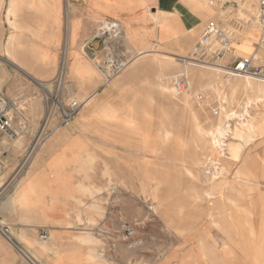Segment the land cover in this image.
Listing matches in <instances>:
<instances>
[{
    "label": "crops",
    "instance_id": "crops-1",
    "mask_svg": "<svg viewBox=\"0 0 264 264\" xmlns=\"http://www.w3.org/2000/svg\"><path fill=\"white\" fill-rule=\"evenodd\" d=\"M257 2L1 0L0 57L6 58L7 51L19 69L30 75L27 79L0 60V75H6L15 90L12 97L36 95L34 81L54 78L67 39L78 72L68 73L65 94L85 105L70 124L48 128L40 140L43 110L34 98L38 109L30 113V125L21 127L15 140L22 142V154L13 160L12 173L0 188V223L12 234L11 240L0 234V264H110L95 245L99 239L93 228L118 226L129 216L133 203L136 207L139 172L150 179L154 173H168L166 108L153 85L156 56H126L130 62L126 71L106 81L105 67L100 71L96 65L101 46L94 34L96 21H117L129 49L169 46L174 47L170 54H177L176 46L191 42L187 34L212 18L220 28L236 31L233 46L249 42L247 37L255 39L251 24L244 25L235 16L246 5L257 8ZM8 19L19 29L11 28ZM14 33L21 34V41L7 47ZM100 65H105L103 59ZM30 85L33 92L27 91ZM4 93L12 98L7 89ZM259 105L264 116V100ZM258 145L263 152V144ZM158 158L161 169L166 168L160 172L152 168ZM249 168L244 163L238 168L242 183L250 174L264 178V168L257 166L252 172ZM134 209L138 215L139 208ZM41 229L48 233L44 249L51 253L40 247Z\"/></svg>",
    "mask_w": 264,
    "mask_h": 264
},
{
    "label": "rangeland",
    "instance_id": "rangeland-1",
    "mask_svg": "<svg viewBox=\"0 0 264 264\" xmlns=\"http://www.w3.org/2000/svg\"><path fill=\"white\" fill-rule=\"evenodd\" d=\"M235 18L244 25L247 22L251 24L250 30L255 32V39L249 40L247 37L249 42L240 41L234 46L232 44L234 54L242 58L252 55L254 64L262 65L264 48L255 49V43L260 38L256 6H244ZM96 22L95 38H101L96 65L99 70L105 67L106 72L103 71V74L106 81L126 71L130 64L125 59L126 56H156L153 85L158 89V98H162L165 103L164 135L166 132L170 133L164 139L170 150L167 157L168 173H154L150 179L138 171L136 207L135 203L133 206L139 208V214L134 215L133 210L136 209L133 208L128 210L129 216L120 221L121 225L93 228L99 239L96 247L104 257L106 255L109 258L110 264H264V178L258 180L250 174V179L253 180L246 179L244 184L237 175L242 163L250 167V172L256 170L257 166L264 168V151L258 145L262 143L264 146V136H261L264 134V116L258 110L259 104L264 100V81L261 82L264 78L248 75L235 77L222 67H219L220 71L213 70L218 67L215 64L184 65L187 56H191L199 43L205 26L216 23V19L212 18L196 31L189 32L187 35L191 42L176 46L177 54H170L169 51L174 47L169 46H151L139 51L129 49L117 21L100 18ZM8 24L14 30L19 29L10 19ZM110 24L116 26V29L111 28ZM0 26L2 27L1 24ZM109 26L111 30L108 29ZM222 29L233 34L235 40L236 31L232 28ZM21 37V34L10 35L6 46L17 44ZM6 54L7 57H0V60L7 64L12 60L14 64L11 65L22 71L16 65L14 56L7 51ZM70 57L66 39L54 78L49 82L34 81L38 90L31 85L30 89L27 87V91L35 90L36 95L23 96L16 93L12 97L15 90L10 85L11 81L5 78L6 75H0V91L5 95L7 89L12 98L5 97L14 105L10 111L12 131L10 135L1 137L3 142H0V188H4L7 177L12 173L13 160L22 154V142L15 140L21 127L30 125V113H35L38 109L35 97L40 101L39 108L42 107L43 110L40 127L45 121V110L53 97L60 99L65 105L69 101L80 103V111L85 105L78 101L79 98L71 95L67 97L65 94L68 73L78 72ZM102 59L104 66L100 65ZM22 73L25 74L23 71ZM24 77L30 78L27 75ZM180 78L187 80L189 89L178 96L175 94L174 83ZM39 82L41 86L38 85ZM254 109L256 112H253ZM231 114L241 116L242 121L237 117L228 121L227 117ZM51 122L52 120L49 121L51 125L56 123ZM226 125H229L231 135L224 139V144L227 145L224 149L227 151L221 152L211 145L212 133L214 128H224ZM239 130L243 133L237 138L235 134ZM232 146L238 147L237 153H231ZM159 165L158 158L157 162H152L153 171L166 169L163 166L161 169ZM249 181L251 183L248 184ZM125 195L123 193L121 199ZM156 199L160 201L159 204L166 205V214L158 209ZM233 200L235 203L232 204ZM179 204L183 210L176 213ZM122 216L124 215L121 214L118 218ZM42 231L47 233L45 229H41L40 233ZM47 239L48 233L46 239H39L40 247H43V252L51 253L44 249Z\"/></svg>",
    "mask_w": 264,
    "mask_h": 264
},
{
    "label": "built area",
    "instance_id": "built-area-1",
    "mask_svg": "<svg viewBox=\"0 0 264 264\" xmlns=\"http://www.w3.org/2000/svg\"><path fill=\"white\" fill-rule=\"evenodd\" d=\"M257 17L259 40L255 43V49L264 48V0H257ZM201 38L196 48L192 51L190 60L195 65H218L222 67L229 75L244 77L246 75L254 78H264V63L262 65L254 64V56L246 58L238 57L232 49L233 34L227 33L216 23H208L202 31ZM114 67V66H113ZM115 69V68H114ZM113 69V70H114ZM175 94L180 95L187 90V84L184 78H180L175 83ZM14 105L0 91V138L10 135L12 131L10 111ZM81 105L75 101H69L67 105L62 104L61 100L53 97L51 103L45 111L42 134L38 135L43 139L50 126L49 121L58 122L59 125H65L70 119L78 113ZM54 120V121H53ZM51 122V123H52ZM0 234L6 238L11 237L9 227L0 224ZM41 239L47 238V233H40Z\"/></svg>",
    "mask_w": 264,
    "mask_h": 264
},
{
    "label": "bare ground",
    "instance_id": "bare-ground-1",
    "mask_svg": "<svg viewBox=\"0 0 264 264\" xmlns=\"http://www.w3.org/2000/svg\"><path fill=\"white\" fill-rule=\"evenodd\" d=\"M158 12H160V11H158ZM161 19V18H160ZM111 25V28H114V30L116 29L115 27H114V25H112V24H110ZM107 27V26H106ZM111 28H110V26L108 27V29L109 30H111ZM110 37V36H109ZM97 38H98V36H97ZM101 38H98V39H96V41H98V42H100L101 40H100ZM100 44V43H99ZM232 47V46H231ZM233 49V48H232ZM234 53H235V50H234ZM169 58H171V56L169 57ZM180 58H182V57H180ZM187 58H190V56H187ZM171 59H173V58H171ZM178 60V59H177ZM183 60V59H182ZM10 62V64L12 63V64H14V62H12V60H10L9 61ZM178 62H180V61H178ZM183 62V61H182ZM184 65H195V64H193L190 60H186L185 61V63H184ZM195 66H197V65H195ZM214 69H216V70H219L220 71V69H219V67H216V68H213V70ZM24 72V71H23ZM63 72V71H62ZM27 76H29L30 77V75L27 73V72H24ZM63 74V73H62ZM64 75V74H63ZM231 75V74H230ZM186 76V75H185ZM236 77V76H235ZM185 79V78H184ZM185 81H186V84H187V90L189 89V84H188V82H187V80L185 79ZM262 81H264V79H262L261 80V82ZM38 82V81H37ZM38 85H42L40 82H39V84ZM185 92V91H184ZM177 95V94H176ZM181 95V94H180ZM179 96V95H178ZM177 97V96H176ZM174 100H177V99H175L174 98ZM77 103V102H76ZM80 104V103H79ZM81 109V108H80ZM46 111V110H45ZM80 111V110H79ZM79 111H78V113H79ZM77 113V114H78ZM76 114V115H77ZM76 115H74V116H76ZM73 116V117H74ZM72 117V118H73ZM236 115H232L231 114V116H229V117H227L228 119V121H231V120H235L236 119ZM71 118V119H72ZM238 119H239V121H242V118H241V116H238L237 117ZM238 121V120H237ZM68 123V122H67ZM66 123V124H67ZM65 124V125H66ZM65 125H59L58 124V122H56L55 124H53V126H50V129L51 128H55V127H59V126H65ZM44 126V125H43ZM43 126H41V127H43ZM209 127V126H208ZM210 128H212L211 126H210ZM229 125H226V127H224V128H214L215 129V131H214V133H212V140H211V145H212V147L215 149V148H218L219 150H221V152H223V151H227L226 149H224V148H226L227 147V145H225L224 144V139L227 137V135H231V131L229 130ZM41 130V129H40ZM245 132V131H244ZM167 133H169V132H166V135L165 136H167ZM242 131H238V132H236V134H235V137H237V138H240L241 136H242ZM40 134H42V132L40 131ZM39 134V135H40ZM170 134V133H169ZM248 135V134H247ZM246 137V136H245ZM38 139H40V137H38ZM41 140V139H40ZM237 151H238V147H236V146H232V149H231V153H237ZM223 155V154H222ZM228 156V155H227ZM156 159V158H155ZM228 160H229V158H228ZM193 163V162H192ZM193 164H195V163H193ZM213 166L215 165V164H212ZM242 169V168H241ZM216 170V169H215ZM218 170V169H217ZM243 172V171H242ZM217 173V172H216ZM215 173V174H216ZM157 174V173H156ZM241 170L239 171L238 170V174L237 175H239L240 177H241ZM155 176V175H154ZM214 176H216V175H214ZM252 176V175H251ZM254 176V175H253ZM158 179V178H157ZM249 179H250V177H249ZM160 181H161V179H160ZM164 181V180H163ZM147 183V182H146ZM164 183V182H163ZM158 187H160V184H159V186ZM157 187V188H158ZM154 192V191H153ZM207 193V192H206ZM208 195V194H207ZM157 200V199H156ZM158 202H160V201H158L157 200V207H158V209L160 208V210L162 211V212H165V214H166V212H167V207H165L163 204L161 205V204H159ZM237 202V201H236ZM233 203H235V200H233L232 201V204ZM161 205V206H160ZM237 205V204H236ZM179 206V208H177L175 211H176V213H181L182 212V210H183V207L181 206V204H179L178 205ZM166 208V209H165ZM10 229V228H9ZM11 232V231H10ZM12 235V234H11ZM4 237V236H3ZM4 238H6V237H4ZM263 239H264V237H262ZM6 239H9V238H6Z\"/></svg>",
    "mask_w": 264,
    "mask_h": 264
},
{
    "label": "water",
    "instance_id": "water-1",
    "mask_svg": "<svg viewBox=\"0 0 264 264\" xmlns=\"http://www.w3.org/2000/svg\"><path fill=\"white\" fill-rule=\"evenodd\" d=\"M97 42V44H99L100 42H98V41H96Z\"/></svg>",
    "mask_w": 264,
    "mask_h": 264
}]
</instances>
